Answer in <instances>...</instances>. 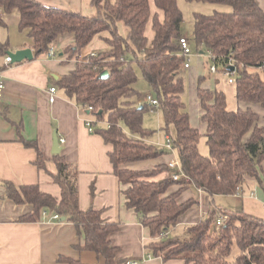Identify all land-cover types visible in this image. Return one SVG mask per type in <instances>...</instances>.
Returning <instances> with one entry per match:
<instances>
[{
    "label": "trees",
    "instance_id": "trees-1",
    "mask_svg": "<svg viewBox=\"0 0 264 264\" xmlns=\"http://www.w3.org/2000/svg\"><path fill=\"white\" fill-rule=\"evenodd\" d=\"M153 1L162 14L161 19L157 13L151 15L149 0H91L95 9L91 17L36 0H0V26H6L5 17L16 12L18 29L27 35L37 58L46 56L58 37L73 36V44L63 48L62 53L67 61L76 62V69L56 84L80 108L82 115L93 121V133L112 146L108 154L112 173L123 187L125 207L136 213L147 231L145 248L151 256L163 262L179 260L183 264H264V219L242 210L220 211L227 219L216 227L214 217L219 212L210 210L180 237L170 238L169 232L177 225L178 218L193 204L177 202L187 185L168 178L154 180L165 173L166 166L152 170L130 168L132 164L164 155L146 141L152 133L142 125L144 114L156 108L134 102L137 77L133 65L136 64L158 102L166 129L169 125L174 127L172 146L187 181L210 198L234 196L248 179H255L264 192V126L261 124L264 117L250 107L258 106L264 111V12L255 0H186L231 8L230 12L194 14L192 40L199 52L211 54L214 65L222 67L223 72L231 63L236 66L233 81L236 100L246 106L245 110H227L224 94L217 89H203L205 77L198 79L200 121L205 125L208 148V155L203 156L198 150L200 132L191 126L182 100L184 57L178 41L183 36V15L177 0ZM149 22L151 40L146 36ZM119 25L127 30L125 37L119 33ZM95 37L106 43V50L82 56ZM105 71L108 76L102 79L100 76ZM99 123H104V127ZM20 127L19 124V134ZM19 141L35 151L36 168L46 171L49 159L37 143L20 135ZM51 161L55 173L49 175L60 189L59 199L40 191L35 184L1 183L7 199L33 208L19 222H37L41 211L56 214L83 236L80 250L94 253L105 264H124L118 258L119 249L109 241V235L118 229L117 224L105 220L100 210L79 208L77 166L60 153L52 155ZM174 184L181 187L168 193ZM90 196H93L92 187ZM233 244L240 253L231 260ZM58 261L81 264L66 257H59Z\"/></svg>",
    "mask_w": 264,
    "mask_h": 264
},
{
    "label": "crops",
    "instance_id": "crops-1",
    "mask_svg": "<svg viewBox=\"0 0 264 264\" xmlns=\"http://www.w3.org/2000/svg\"><path fill=\"white\" fill-rule=\"evenodd\" d=\"M36 1L88 17L95 15L91 0ZM255 1L264 12V0ZM149 5L151 15L157 13L161 19L162 14L157 11L153 0H149ZM18 22L17 15V25ZM1 31L0 28V71L4 88L0 96V264H64L58 261L59 257L70 258L81 264H105V261L94 253L80 250L84 238L77 234L71 223L53 220L54 214L45 211H41L37 222H19V219L30 214L33 208L29 205H16L6 197L2 182H10L15 186L35 184L40 191L59 199L60 189L49 175L55 173V165L51 161L53 133H56L58 140H65L64 143H59L61 156L67 162L75 164L79 170V208L100 210L105 220L117 224L118 229L109 235V241L112 246L119 249L118 258L123 260L124 264L127 261H135L136 264H183L179 260L163 262L147 251L145 248L147 231L140 225L136 213L125 207L121 193L123 187L112 173L108 158L112 146L105 144L99 135L87 131L83 122L85 116L82 115L80 108L69 100L56 84L57 80L76 69V62L67 61L62 53L63 48L73 44V36L66 34L58 37L52 46L53 57L37 58L29 46L27 35L25 40L11 44L8 37L5 40ZM119 33L126 36L127 30L123 25H119ZM182 35L184 36L183 33ZM146 36L148 40L153 37L150 22L146 28ZM94 40L102 39L95 37L82 51V56L106 50L107 45L103 40L101 46L92 44ZM24 48L32 50L31 61L5 65L4 59L9 51L15 52ZM56 51H60L59 59H55ZM199 55L202 56L203 53L199 52ZM197 61L200 64L202 58L197 57ZM182 75L184 83L188 85L186 108L189 121L191 126L198 130L199 123H202L197 120V115L198 117L201 115L197 81L203 77V73H197L195 68L189 65L188 69H183ZM52 87L56 89L55 101L50 104L48 91ZM259 114L261 118L264 117V111ZM19 124L20 134L17 130ZM261 124L264 126V120ZM202 130L205 134L204 124ZM19 135L25 140L35 141L41 153L50 160L46 163V171L36 168L35 151L24 147L19 141ZM164 151V155L172 157L177 155L175 150ZM134 165L132 164L130 168L136 170L133 168ZM163 178L169 179L168 170L154 180ZM183 181L187 186L192 185L187 180ZM257 190L263 192L260 186ZM173 192L175 191L168 193ZM260 192L256 197L254 194L236 197V201L241 203L244 213L264 219V211L255 209L251 203L252 200H260L262 197ZM204 213L206 212H201L200 219Z\"/></svg>",
    "mask_w": 264,
    "mask_h": 264
},
{
    "label": "rangeland",
    "instance_id": "rangeland-1",
    "mask_svg": "<svg viewBox=\"0 0 264 264\" xmlns=\"http://www.w3.org/2000/svg\"><path fill=\"white\" fill-rule=\"evenodd\" d=\"M178 7L183 15V22L181 25L182 33L184 34V37H186L189 41V47L191 50L192 56L190 57V63L191 68H195L196 72L203 73V77H205V81L202 84V87L207 88L208 90H214L217 89L218 91H221L224 94L225 100H226V108L229 111H236L238 109L245 110V105H240L236 100L235 95V86L234 84H229L228 77L223 74L222 67H216L217 72L216 73H210L209 68L210 66H214V63L208 59V55L204 53L202 56L199 55V51L197 50L193 40H192V21H193V15L194 14H202V15H210L213 12H230L231 8L227 5H220V4H208V3H202V2H193L188 3L186 0H177ZM17 15L16 12L11 13L5 20V26H0L1 32L4 35L5 40L7 37L9 38L11 44L18 42V40H25L26 34L24 32L19 31L18 25L16 23ZM102 40H94L92 44L94 45H102ZM91 49V48H90ZM91 50H95L91 49ZM60 51H56V58L59 59ZM197 57H201L202 61L200 64H198ZM203 64V65H202ZM137 81L134 84V89L137 92V96L134 98V102L136 105H144V99L146 96L150 95L154 97L153 92L150 90L147 83L144 81L138 67L136 64L133 65ZM184 93L182 95V100L188 106L187 102V93H188V85L184 83ZM251 109L257 113H262V109L258 106H250ZM197 112L198 109H197ZM199 119L200 122V116L197 115V120ZM102 124V125H100ZM99 126L104 127V123H99ZM143 128L150 131L152 134L147 138V142L151 145H153L155 148H157L160 151H163V146L165 145V137L167 136V132L169 137L173 138L175 135V130L172 125H169L166 129L165 127V121L162 114V111L159 108L156 109H149L147 113L143 116V122H142ZM98 126V127H99ZM199 129L200 132V138L198 143V150L203 156L208 155V148L206 146V139L204 137V130H202V124L199 123ZM165 154V153H164ZM178 161L179 158L176 155L175 157H172L170 155H163L162 157H159L154 160H148L143 162L136 163L133 168L136 170L139 169H145L150 170L155 167V165H162L166 166L171 161ZM264 166V165H263ZM181 187L179 184H174L170 187L169 191H176ZM259 188L258 182L255 179H248L241 190H239L238 194L235 196H214L210 198L206 193L198 191L194 186H186L184 188L178 198L177 202L179 204H184L187 202H192L193 204L178 218L177 225L175 228L169 232L170 238H176L180 237L184 230L200 221L201 212L208 213L210 210L216 211V213L219 212L214 217V221L216 218L220 215L222 211H228V212H234V211H240L242 210L241 203H238L236 201V197H245L248 195H255L258 196L259 192L257 190ZM262 194V197H260V200H252L251 203L257 210H262L264 205V194L263 192H260ZM221 211V212H220ZM211 212V211H210ZM148 238V235H147ZM146 240L148 241V239ZM240 253V249L236 244H233L231 248V254L230 259L233 260L236 258Z\"/></svg>",
    "mask_w": 264,
    "mask_h": 264
},
{
    "label": "built area",
    "instance_id": "built-area-1",
    "mask_svg": "<svg viewBox=\"0 0 264 264\" xmlns=\"http://www.w3.org/2000/svg\"><path fill=\"white\" fill-rule=\"evenodd\" d=\"M179 45H180V51H181V54L183 55L184 57V63H183V69H188L189 68V63H190V57L192 56L191 54V50H190V47H189V41L186 37L182 36L180 39H179ZM208 55V59L212 61V57H211V54L209 52L206 53ZM54 56V50L51 48L48 53L46 54V57H53ZM10 58L7 56L5 57L4 59V63L5 65H8L10 64ZM213 62V61H212ZM230 67H233L234 70L233 72H229L227 71V68H230ZM223 74L225 76L228 77V83L229 84H233V81H234V74L236 73V66L233 65L232 63L228 65ZM240 68H242V66H240ZM209 72L210 73H216L217 70H216V66H210L209 68ZM4 88V85H3V81H2V74H1V71H0V96H1V92ZM56 92V89L54 87L50 88L49 91H48V102L50 104H52L54 101H55V94ZM144 103L148 104L150 107L152 108H157L158 107V102L156 100L155 97H152L150 95L146 96L145 99H144ZM83 122H84V125L85 127L87 128V131L90 132V133H93V121L88 118V117H84L83 118ZM64 139H59L58 142L59 143H64ZM165 145H164V150H166V152H173L174 149H173V146H172V140L169 136H167L165 138ZM167 170L169 172V179L171 181H174V182H177V181H183V180H187V178L184 176L182 170H181V167H180V164L178 161H171L169 164H167ZM207 214L204 213L202 215V217H205ZM52 219L53 220H58L59 219V216L54 214L52 216ZM227 219V216L225 215H222L220 214L216 220H215V225L216 227H219L223 224L224 220ZM125 264H136L135 261H127L125 262Z\"/></svg>",
    "mask_w": 264,
    "mask_h": 264
},
{
    "label": "water",
    "instance_id": "water-1",
    "mask_svg": "<svg viewBox=\"0 0 264 264\" xmlns=\"http://www.w3.org/2000/svg\"><path fill=\"white\" fill-rule=\"evenodd\" d=\"M7 55L11 60L10 64H19L22 61H26V60L31 61L33 59V53H32V50L30 48H24L21 50H16L15 52L9 51L7 53ZM233 70H234L233 67L227 68V71H229V72H233ZM107 76H108V74L105 71L101 74L100 77L102 79H105V78H107ZM99 114H101V112H99ZM60 151H61V147L59 145L58 138L56 136V133H53L51 154L55 155V154L60 153ZM60 221H64V218H61Z\"/></svg>",
    "mask_w": 264,
    "mask_h": 264
}]
</instances>
